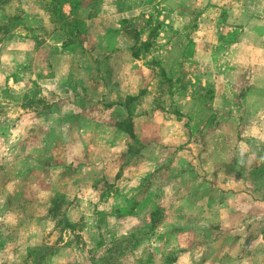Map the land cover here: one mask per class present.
Segmentation results:
<instances>
[{"label":"crops","instance_id":"crops-1","mask_svg":"<svg viewBox=\"0 0 264 264\" xmlns=\"http://www.w3.org/2000/svg\"><path fill=\"white\" fill-rule=\"evenodd\" d=\"M19 3L41 31L0 46V96L27 102L37 86L42 106L0 125V177L11 173L0 181V260L20 247L23 259L33 248L28 229L55 222L50 210L65 201L71 229L84 220L83 245L104 248L95 261L121 238L143 262L264 264V0ZM156 15L139 52L148 38L129 30ZM65 38L75 41L64 47ZM150 59L174 100L159 104ZM180 72L184 86L211 93L206 135L192 128L195 96L178 89ZM222 114L232 130L218 127Z\"/></svg>","mask_w":264,"mask_h":264},{"label":"rangeland","instance_id":"rangeland-1","mask_svg":"<svg viewBox=\"0 0 264 264\" xmlns=\"http://www.w3.org/2000/svg\"><path fill=\"white\" fill-rule=\"evenodd\" d=\"M12 18H19L21 19L20 22H22L23 25L18 24V22H15ZM139 25V22H138ZM135 27L136 29H130L129 34L131 37L134 38H141L144 37L148 38L146 40V43L141 44L139 47V52L144 50V44L150 45L151 44V38H154L155 29L157 25V15L153 16L147 23V26L144 27L143 23L139 25V27ZM28 30L31 31H38L40 32V25L36 22L29 21L28 19L24 18V15L20 9V3L19 0H0V46L8 41L9 36L22 34V30ZM139 31V32H138ZM37 32V33H38ZM188 35V33H187ZM57 42V39L55 40ZM43 47V46H42ZM44 48H41L43 50ZM42 53V52H41ZM148 64L152 70H149L147 73V80L152 81L155 80V84H159L160 86L156 87L154 92L156 94H161V97L158 98L159 104L162 100H169V98L173 97L172 92L174 87L171 83H169L163 72L156 71L155 68L158 67L156 61L154 59H150L148 61ZM159 68V67H158ZM23 74H26L28 76L29 72L26 70L22 72ZM184 75L182 72L178 74L177 82H179V85H177L178 89L183 92L191 93L195 96V102H196V108L192 112V128L193 130H200L202 129V132L205 133L204 135L210 133L212 130V123H213V117L212 110L209 105V98H210V92L208 90L204 91H196L194 92L192 88L186 85V83L183 82ZM157 82V83H156ZM159 82V83H158ZM183 82V83H182ZM181 83V84H180ZM242 85H245V81H242ZM40 93L37 89V86L31 88L29 99L28 101L24 100H13L10 99L8 96H0V125H4L5 127H11L14 123V119L16 116H19L21 112H24L26 109H33L35 111H39L41 109V102L37 99V94ZM169 97V98H168ZM174 100V98H171ZM38 100V101H37ZM227 114H222L220 116L221 123L218 124V127L221 129H224V131H229L233 129V125H229L228 123H224L226 121ZM219 119V118H217ZM197 137L202 138L203 136L199 135ZM59 144V142H57ZM23 148V147H22ZM24 149V148H23ZM35 151H32L31 154L35 155ZM9 169L5 171H2V176L0 177V181L7 185L9 182V176H10ZM83 197V195H82ZM81 197V198H82ZM140 197L139 199H141ZM83 199L87 200V196H84ZM120 199L118 200V202ZM73 203L76 206H79L89 214H92V208L89 207L87 204V201L81 203V201L74 200ZM120 203V202H119ZM70 203L61 201L59 204H56L54 207L51 208L52 211H50L51 217L54 219L55 222H50V224L47 223H41L38 228L35 229V226L33 225V228L30 227L28 229L29 236L27 237L28 241L27 243L33 246V248L30 250H38L36 252H39L37 254H44L42 253V250L39 248L37 249L36 245L41 244V242L46 243V245H49L48 247L52 248L53 251H48L45 254H51L48 255L43 261L37 263L36 257H31L35 259L28 258L27 261H24L26 257L23 255V259H20L19 254L20 251L24 252L23 248H18L20 251L17 253L14 252V249L10 250H4L5 253L8 254V256H4L3 262L0 260V264H92V260L97 258L99 255V252H101L104 248H94L92 250L87 249L83 245V223L84 220L77 225L73 227V230L71 227L67 224L65 215L67 208ZM1 214V213H0ZM54 214L57 216L56 219L53 217ZM88 216V215H87ZM86 216V217H87ZM85 217V215H84ZM97 223L102 229L104 226V219L103 216H97ZM71 230L70 238L64 234L65 231ZM65 232V233H64ZM105 232L103 231L102 234ZM26 234V235H28ZM4 237H7L4 235ZM11 239L15 237V234H12L9 236ZM69 238L66 242L65 251L59 256H56V253H58V250L60 248L58 247L59 243H63L64 239ZM87 236L85 235V238ZM133 240H127V239H121V238H111V241L107 243L106 245L107 249L112 248L116 253V259L115 264H157L156 262H148V261H138L136 260V257L139 256L138 253L136 255L133 253L134 250L131 249L133 246ZM62 249V248H61ZM137 251V250H135ZM2 250L0 251V255L2 254ZM14 252V254H13ZM21 252V253H22ZM55 252V253H54ZM17 256V261L13 262L14 255ZM131 257H134V259ZM102 258V257H101ZM164 258V256L162 257ZM168 260V259H167Z\"/></svg>","mask_w":264,"mask_h":264},{"label":"trees","instance_id":"trees-1","mask_svg":"<svg viewBox=\"0 0 264 264\" xmlns=\"http://www.w3.org/2000/svg\"><path fill=\"white\" fill-rule=\"evenodd\" d=\"M53 12H54L56 18H58L60 21L61 20L63 21V17L58 13L57 5L53 6ZM12 19H14L15 22H18V24L24 26V24H22V22H20L21 19L20 20H19V18H12ZM78 28H80V24L78 22H76L74 27L72 28L73 32L76 33L78 31ZM73 32H71L70 34H72ZM9 37H11V36H9ZM9 37H8V40L10 39ZM63 41H64V47H68L69 44L71 45L74 43L75 38H71V39L65 38ZM147 47H148V45L144 44V48H147ZM126 126L127 127L131 126L130 122H127ZM50 211H52V210H50ZM53 217L56 219L57 216L54 214ZM158 217H159V214H154V221L157 220ZM38 248L40 250H42V253H44V254H37V253H39V252H36L38 250H33L31 252L28 251L25 255L26 257H25L24 261H27L28 258L36 257V262L39 263V262L43 261L48 255H51V254H49L51 252H49L48 254H45V253H47L48 251H51V250L53 251L52 248L45 246V245L37 247V249ZM0 249H2V243L1 242H0ZM111 249L112 248L107 249L104 253L105 255H103L102 258H100L99 260H97V261H95V259H94V261L92 260L93 261L92 264H115L116 253ZM31 259H35V258H31Z\"/></svg>","mask_w":264,"mask_h":264}]
</instances>
